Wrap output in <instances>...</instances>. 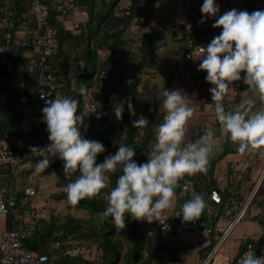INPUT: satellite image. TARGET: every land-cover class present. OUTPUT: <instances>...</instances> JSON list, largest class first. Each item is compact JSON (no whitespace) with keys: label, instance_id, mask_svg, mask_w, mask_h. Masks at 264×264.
I'll list each match as a JSON object with an SVG mask.
<instances>
[{"label":"trees","instance_id":"obj_1","mask_svg":"<svg viewBox=\"0 0 264 264\" xmlns=\"http://www.w3.org/2000/svg\"><path fill=\"white\" fill-rule=\"evenodd\" d=\"M17 1L19 8L16 18L19 19V22L16 27V35L25 21L31 19L26 15L28 3L25 0ZM43 2L51 6L50 22L59 28L58 54L50 62L56 78L57 90L61 96L80 101L78 115L83 112L82 104L85 96H81L79 93L81 85L87 84L89 87L98 71L103 70L107 74V80L100 97L101 107L97 111L100 118L91 117L87 124V131L80 129L85 139L99 141L105 147V152L97 156V164L103 162L105 157L114 155L120 144L135 149L136 155L133 160L138 164L147 162L148 156L145 152L150 153L151 146L155 143L157 126L163 122L164 117L161 109L162 97L158 98V94H156L153 97L155 99L153 103H150L153 100L144 101V95L152 88L151 75L147 71V68L150 67L148 57L156 51V46L152 43L157 35L141 34L131 30L135 19L142 20L147 16V7H139L138 1H136L129 10V15H126L125 8L119 10L120 0H112L106 10L98 14L94 11V0H76L77 5L87 12V18L83 20L78 31L79 37L86 44L81 57L84 64L80 66L70 64L68 52L63 46L66 38L74 37L71 34L72 31L66 28L71 18H62L57 13L56 7L62 4L60 1L43 0ZM252 9L253 3L248 0L246 11L250 13ZM183 28L184 26L180 25L179 29ZM196 36V33L189 35L192 47L185 52L184 57L187 56V59L191 58L193 48L196 46L198 40ZM33 39V32H31L29 40L32 42ZM30 50V48L21 47L6 57V61H12L17 70L14 71V77L11 79H8L7 76V64H0V128L11 136L13 141L17 140L21 144V154L32 162L33 169L22 174V177L25 178L36 174L34 169L38 158L31 154L30 146L43 148L50 142L46 138L49 134L46 130L47 125L42 122V109L45 106L39 102L35 93H31L37 86V81L34 74H30L24 64L28 61ZM102 52H107V55L102 56ZM183 69L193 71L190 62H181L180 60L169 74L163 88L172 90V80L176 79ZM246 88L247 86L244 85L241 87L244 90ZM210 95L209 93L205 100L208 106ZM52 97L55 99L56 93H53ZM129 98H131L136 115L130 114L125 102L121 118L123 125L110 124L109 114L113 100L118 99L120 102L127 101ZM210 107L214 108V106ZM142 114L148 119L149 125L143 129H137L133 127L132 122L138 120ZM28 118L33 119V122H29ZM217 125H219L218 122ZM197 134L195 140L203 135L199 131ZM226 153L224 152V155ZM224 155L213 158L210 165L207 166L206 172L185 176L179 181L178 189L180 190L187 181H190L194 184L196 193L206 194L204 199H209L211 192L217 191L224 203L232 202L233 199L238 202L242 201L243 193L240 190L239 171L229 169L227 173L228 185L224 188L214 177L215 167ZM50 158L49 168L37 175L53 174L56 176L58 187H64L70 182L69 179H65L64 162L58 157ZM4 171L8 175L4 178L5 182L16 181L8 169ZM78 175L79 172L74 173L71 180L74 181ZM107 175L110 191L116 186V181L121 173L117 171ZM248 177L249 174H245V179ZM14 186L16 187V182ZM178 189L176 192L180 193ZM51 198L55 201L68 202L64 191L52 195ZM30 200L25 197L23 191L18 192L16 207L10 209L6 215V229L22 231L33 228V238L24 242L25 247L39 254L47 255L53 264H96L95 260L82 255L81 252V245H83L82 250H85L88 248L85 246L91 241L102 252V259L97 264H189L191 254H194L191 252H195L193 242L183 239L182 235L159 233L148 236L144 227L145 221L140 222L129 214H125V228L112 224L111 218L104 223L98 222L97 213L107 207V201L103 197L86 198L77 204L68 202L67 214L61 216L51 212L48 219L43 218L31 207ZM220 206L214 204L218 210ZM252 207L256 210L255 214L250 212ZM71 210L86 211L88 216L78 218L69 213ZM248 213L251 219L260 226V235L255 238H247L244 242L252 243L258 254L264 249V189L260 197L253 200L246 216ZM124 250L126 251L125 255ZM225 255V253L222 254L221 259Z\"/></svg>","mask_w":264,"mask_h":264},{"label":"clouds","instance_id":"obj_2","mask_svg":"<svg viewBox=\"0 0 264 264\" xmlns=\"http://www.w3.org/2000/svg\"><path fill=\"white\" fill-rule=\"evenodd\" d=\"M219 11L215 0H204L201 6L204 16L199 23L217 17L212 27L222 28V32L206 48H197L201 58L198 70L206 71V81L214 85L209 91L221 131L236 151L244 154L249 149H264V107L253 110L257 100L264 102V11L249 13L232 9L218 15ZM186 28L190 31L191 25L187 24ZM242 72L245 73L243 78ZM242 79L247 88L242 92L240 103L226 108L224 102L230 96V86ZM88 92V85H81L80 95ZM159 97L163 98V122L157 126L150 153L145 152L147 162L140 164L133 160L135 149L124 144L119 145L114 155L97 164V156L105 152V147L99 141L82 136L80 128L87 131L88 125L84 120L87 114H77L80 101L59 94L55 99H46L42 122L47 125L50 143L43 148L30 146L31 154L38 158L35 173L49 168L50 157H58L64 162L65 179L70 181L64 186L67 201L77 204L99 195L108 187L107 174L119 171L116 186L105 197L107 207L97 213L98 222L111 218L112 224L125 228V214L136 220L161 221L166 210L177 208L179 181L207 171L217 141L214 130L209 128L199 139L185 144L186 125L194 115L192 101L183 90L159 89ZM125 102L130 114L136 115L129 98L114 104L117 120L122 118ZM92 107V112H96L101 105L95 102ZM132 123L137 129L149 125L143 115ZM76 172L79 175L72 181L71 176ZM205 208L204 198L193 192L179 205L176 215H182L184 222H193L200 219ZM237 264H264V256L257 257L247 251Z\"/></svg>","mask_w":264,"mask_h":264},{"label":"built area","instance_id":"obj_3","mask_svg":"<svg viewBox=\"0 0 264 264\" xmlns=\"http://www.w3.org/2000/svg\"><path fill=\"white\" fill-rule=\"evenodd\" d=\"M25 1L28 3L26 15L35 22L32 42L29 40V34H26L22 39H18L16 36V27L19 22V19L16 18L19 8L18 1L0 0V64H7L8 79L13 78L16 69L12 61H6V57L21 47L30 48L31 54L24 64L27 71L34 74L37 81V86L33 88L31 93H35L39 102L46 106L45 100L53 99V93H56V96L60 95L50 63L58 54L59 28L50 22V5L43 2V0ZM120 1L125 4V14L129 15V10L136 1H138L139 7L145 8L150 0ZM56 11L62 18H71L66 28L75 32L79 31L84 16H87V12L77 5L76 0H68L63 4H59ZM198 47L206 48L204 44H196L192 55H198ZM106 80V72L103 70L98 71L88 87V94L84 96L82 110L85 114L88 113L89 119L97 117L98 108L96 112H92L94 110L92 105L95 102L100 104V97ZM208 104L214 106L211 95ZM80 129L84 128L81 127ZM5 169H8L14 179H17L18 176L31 171L33 164L15 147L11 136L0 128V216L7 215L10 209L16 207L19 191H23L26 198L32 199L38 196V190L34 186L19 187L16 184V187H13L14 180L5 182L4 178L8 177L4 171ZM2 181L4 182L1 183ZM263 189L264 169L255 186L251 189L249 196L247 198L243 197L240 202L233 199L232 202L224 203L221 195L217 191H212L209 195L210 201L221 206L216 216L208 223H201L199 220L184 222L182 215H176L179 209H174L171 212H164L161 221L148 222L146 220L144 225L146 234L154 236L159 233L179 235L191 233L197 256L195 264H237L240 257L247 251H252L257 257H262L264 256V249L257 254L252 243L238 240L237 243L231 236L244 220L253 200L260 197ZM181 192L190 198L191 194L195 192L194 184L187 181L181 187ZM200 195L203 196V194ZM33 235V228L22 231L8 229L0 231V264H53L47 255L39 254L25 247L24 242L31 240ZM224 253L226 255L221 259V255H224Z\"/></svg>","mask_w":264,"mask_h":264},{"label":"crops","instance_id":"obj_4","mask_svg":"<svg viewBox=\"0 0 264 264\" xmlns=\"http://www.w3.org/2000/svg\"><path fill=\"white\" fill-rule=\"evenodd\" d=\"M57 1H60L63 4L68 0H54V2ZM247 1L248 0H215V3L219 6L220 9L218 15H223L225 12L232 9H236L237 11H246ZM251 1L253 3V9L250 13L257 10L264 11V0ZM111 2L112 0H94V11L99 14L101 11L106 10V7ZM203 2L204 0H150L148 5L146 6L147 16L143 17L142 20L135 19L133 21L131 30L132 32L136 31L140 32L141 34L148 33L157 35L152 43L154 46H156V51L148 57L150 67L147 68V71L151 75L152 87V89L147 94H150L152 98L154 97V95L158 94V86L155 85V79L158 76L161 75L162 77L160 89H163L165 81L171 71L174 69L176 63H178L180 60L181 62L186 61L191 63L193 71L183 69L179 76L171 82L173 87L172 90H183L184 94H186L192 101L191 107H193L194 109V115L186 125V137L188 138L185 137V143L193 142L196 138L195 136L198 135V131L204 134L206 129H213L216 134L217 141L214 146L215 151L213 155H215L216 157H221V155H224V152H227L223 156L222 161H220L216 165L214 177L217 179L218 183H220L221 187L224 188L228 185L227 173L229 169L235 170L236 168L237 172H240V190L243 193V197L247 198L245 194L251 191L254 184L259 178L258 176L262 172V169H260V162L264 161V149H249L244 153L242 163L229 162L225 166L222 165V162L227 154L229 155L239 152H237L235 147L231 145L227 135L221 131L220 125H217L216 122L218 121L215 120L214 108L208 106L205 101L207 98L206 96L210 93L209 89L214 87V85L206 81V71L198 70L201 58H199L198 55H192L191 58L188 59L187 56L184 57L186 50L192 47L189 40V35L196 33V37L198 39L196 44H199V42H201V44H204V46L207 47L212 39L222 32V28L212 27L217 17H209L203 24L199 23V21L204 16V14H202L201 12V6ZM119 8V10L125 8V4L121 1L119 2ZM86 18L87 16H84L83 20H85ZM187 24L191 25L190 31L186 28ZM180 25H183L184 28L179 29ZM20 28V31L16 35L18 39H22L26 36V34L34 32L35 25L32 19H29L27 22L25 21V23ZM71 34H73L74 37L72 39L66 38L63 43L64 48L67 50L66 52H68L69 59L74 57V54H72L73 52H76L78 49H80L81 51V48V52H83V49L86 47L84 40L79 37V32L72 31ZM105 54L107 55V52H102V56H105ZM83 64L84 60L82 58H80L76 63V65L80 66ZM244 75L245 73L242 72L241 77L243 78ZM243 85L246 86L243 83L242 79L241 81L234 82L230 86L232 87L230 96L226 98L224 102L226 108L240 103L242 99V92L245 91L244 89H241ZM260 107H264V102L257 100L255 108L253 110L255 111ZM162 113H164L163 109ZM84 120L85 124H88V122L90 121L87 115L84 117ZM13 142L14 145L20 150L21 144L20 146H18L16 140H14ZM222 146H224V152L222 154L217 153V150H219V148H221ZM248 151H251V154L248 155ZM245 174H249V177L246 179ZM3 182L4 181H2L1 183ZM15 182L19 187L30 185L34 186L38 190V196L30 200L31 207L34 208L37 212H40L39 210L42 209L43 206H45L46 201L52 199V195L58 194L61 191L60 188H58L57 180L53 174L42 176L33 174L32 176H30V178H25L21 175L17 177ZM176 197L178 201L177 206L181 205L185 200L188 199V196L186 194L183 195L178 192H176ZM204 201L206 203V208L199 221L201 223H208L216 216L219 210L214 207V204L210 201V199H204ZM67 204L68 202L64 200L55 201L52 199V201H49L48 204L52 208H49L48 212L46 213L49 217L51 212H54L55 215L58 214L63 216L68 213ZM43 213L45 212L43 211ZM69 213L78 218L87 217L86 211L71 210L69 211ZM42 217L48 219L45 214H43ZM6 228V215L0 216V231ZM184 239L190 240L186 238ZM234 240L243 242L245 239ZM191 257H194V260H196V253L191 255Z\"/></svg>","mask_w":264,"mask_h":264},{"label":"rangeland","instance_id":"obj_5","mask_svg":"<svg viewBox=\"0 0 264 264\" xmlns=\"http://www.w3.org/2000/svg\"><path fill=\"white\" fill-rule=\"evenodd\" d=\"M32 21L34 22V20L32 19ZM34 25H35V22H34ZM199 43H201V42H199ZM81 51H82V48H81ZM80 51V49H78L76 52H73L72 54H74V59L73 58H70L69 60H70V64H73V65H76V63L79 61V59L82 57V52ZM131 53L133 54V51H131ZM162 77H161V75L160 76H158L156 79H155V85H157L158 87H157V89L159 90L160 88H161V79ZM155 88V87H154ZM152 89V88H151ZM72 91H74V90H72ZM71 97H73V96H71ZM150 100L152 101V102H150ZM144 101H146V102H150V103H153L154 101H155V99H153L152 97H151V95L150 94H145L144 95ZM117 102H119V100L118 99H115V100H113V102H112V106H111V110H110V114H109V116H110V124H113V125H120V126H122L123 125V123H122V119H120V120H117V118H116V116H115V112H114V110H113V106H114V104H116ZM87 114V116L89 117V115H88V113H86ZM145 114V113H144ZM144 114H142L144 117H145V115ZM32 116V115H31ZM28 120H29V122H33V119H30V118H28ZM48 136H49V134H48ZM48 136L46 137V138H48ZM186 138H188V137H186ZM16 142H17V144H18V146H20V143L16 140ZM50 143V142H49ZM223 147L224 146H222L221 148H219V150H217L218 152L217 153H219V154H222L224 151V149H223ZM213 151H215V148H214V150ZM249 154H251V151H248V155ZM252 156V155H251ZM216 156L215 155H212L211 156V158H210V160H209V163H210V161L213 159V158H215ZM228 157V158H227ZM243 158H244V154H241V153H235V154H227L226 156H225V158H224V160H223V162H222V165L223 166H225L227 163H229V162H239V163H242L243 162ZM222 161V160H221ZM260 164H261V166H260V169H262V171H263V169H264V161H261L260 162ZM210 164H208V166H209ZM235 170H236V168H235ZM261 175V174H260ZM260 175L258 176L259 178H260ZM54 177H56V176H54ZM258 178V179H259ZM257 180V179H256ZM256 184V183H255ZM255 184H254V186H255ZM108 185H109V183H108ZM253 186V187H254ZM58 188H60V192H63L64 191V187H62V186H60V187H58ZM108 188V189H107ZM107 188H105V189H103L102 191H101V193L99 194V195H97V196H99V198H101V197H103V198H105L106 197V195L109 193V187H107ZM177 189H178V187L176 188V191H177ZM105 190H107V191H105ZM179 190V189H178ZM179 192H180V194H182V192H181V189L179 190ZM249 194H250V192H248V193H246L245 194V196H249ZM205 195L206 194H203V197H205ZM49 201H52V199H50V200H48V201H46L45 202V206H43L42 207V209H40L39 211V215H41V216H43V214H45V216H47V218H49V216H48V214L46 213V212H48V210H49V208H52V207H50V205H48L49 204ZM33 202V201H32ZM50 204H51V202H50ZM58 209V208H57ZM175 208H172V209H168V210H166L165 212H168V211H172V210H174ZM43 211L45 212V213H43ZM51 212V211H50ZM250 212H252V214H255L256 213V210L252 207L251 208V211ZM249 212V213H250ZM248 213V215L245 217V219H244V221L243 222H241L239 225H238V227L235 229V231H234V233H233V235L231 236V238L232 239H246V238H248V237H253V238H255V237H257V236H259V234H260V226L258 225V223L257 222H255L253 219H251V216H250V214ZM87 216H88V214H87ZM138 221H145L146 222V220H138ZM183 239L184 238H186V239H190V240H193V235L191 234V233H187V234H184L183 236ZM82 246V248H83V245H81ZM85 247H88V248H86L85 250H82V248H81V252H82V255H84V256H87V257H89L90 259H92V260H95V262H96V264L99 262V261H101V257H102V252L98 249V247H97V245L94 243V242H88V244L85 246ZM125 251V250H124ZM124 253V255L126 254V251L125 252H123ZM191 253H195V252H191ZM191 255H193V254H191ZM190 259H192V260H189V264H194V262H195V260H194V257H190Z\"/></svg>","mask_w":264,"mask_h":264}]
</instances>
